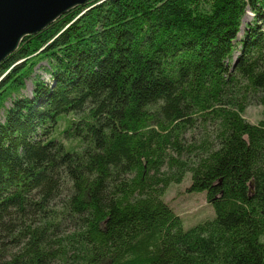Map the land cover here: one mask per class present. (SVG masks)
Returning <instances> with one entry per match:
<instances>
[{"label":"trees","instance_id":"16d2710c","mask_svg":"<svg viewBox=\"0 0 264 264\" xmlns=\"http://www.w3.org/2000/svg\"><path fill=\"white\" fill-rule=\"evenodd\" d=\"M253 105L264 0H92L26 37L0 65V264H264ZM188 174L217 216L185 230L164 195Z\"/></svg>","mask_w":264,"mask_h":264},{"label":"water","instance_id":"95a60500","mask_svg":"<svg viewBox=\"0 0 264 264\" xmlns=\"http://www.w3.org/2000/svg\"><path fill=\"white\" fill-rule=\"evenodd\" d=\"M92 0H0V65L35 36ZM253 186V185H252Z\"/></svg>","mask_w":264,"mask_h":264},{"label":"rangeland","instance_id":"374dc122","mask_svg":"<svg viewBox=\"0 0 264 264\" xmlns=\"http://www.w3.org/2000/svg\"><path fill=\"white\" fill-rule=\"evenodd\" d=\"M253 19L252 13H248L244 18L245 24ZM45 80H49L50 76L42 70H37ZM28 88L24 92L29 96L33 90L32 82H28ZM264 106H250L246 109L244 117L253 124H258L263 119ZM0 117V119H2ZM192 184L191 175L188 174L181 184L173 183L167 189L164 200L168 203L184 221L185 230H190L193 227L214 220L217 216L216 210L212 204L207 201L206 192H190L188 189Z\"/></svg>","mask_w":264,"mask_h":264}]
</instances>
